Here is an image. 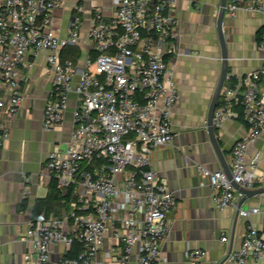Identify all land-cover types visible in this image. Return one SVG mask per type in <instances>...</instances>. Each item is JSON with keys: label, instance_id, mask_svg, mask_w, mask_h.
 <instances>
[{"label": "built area", "instance_id": "built-area-1", "mask_svg": "<svg viewBox=\"0 0 264 264\" xmlns=\"http://www.w3.org/2000/svg\"><path fill=\"white\" fill-rule=\"evenodd\" d=\"M221 2V0H219ZM67 0H0V147L10 138L7 126L26 97L23 72L40 52L47 53L52 74L42 127L61 126L76 95L73 129L64 151L53 150L46 169L63 196L71 194L69 208L30 221L20 241L27 245L28 264H50L55 245L65 252L59 264H94L109 240L107 256L115 264H158L165 260L162 242L170 232L169 214L177 207L168 183L152 169L156 149L176 136L172 114L179 100L169 59L180 52L178 0H112L105 8L74 6L67 35H60L56 13ZM222 8L219 4V10ZM226 11L264 14V0H227ZM90 15L83 30V14ZM68 46L81 51L76 61H62ZM259 48L264 52V33ZM214 113V126L241 116L247 135L232 149L233 181L248 189L264 186V172L256 171L258 157L248 154L249 144L264 136V67L247 73L240 89L224 88ZM241 107L239 114L235 105ZM207 177L216 207H232L249 218L262 216L264 205L244 208L238 191L224 170L198 165ZM29 180L28 177L25 178ZM66 200H64L65 202ZM223 232L221 240L228 241ZM80 250L68 257L73 244ZM207 251L188 248L186 257L198 263ZM230 264H264V231L248 225L240 246L227 258Z\"/></svg>", "mask_w": 264, "mask_h": 264}, {"label": "crops", "instance_id": "crops-1", "mask_svg": "<svg viewBox=\"0 0 264 264\" xmlns=\"http://www.w3.org/2000/svg\"><path fill=\"white\" fill-rule=\"evenodd\" d=\"M219 0H178L175 15L179 19L180 54L169 59L179 93L172 114L176 136L172 143L156 149L152 156V169L164 179L174 193L177 207L169 214L170 232L162 242L165 260L158 264H230L225 255L238 248L248 225L264 231L261 215L249 218L238 214L232 207L215 206L207 177L198 172V165L212 171L220 170L207 133V116L212 97L219 82L222 57L217 32ZM87 10L93 5L109 8L112 0H67L66 6L56 13L60 35H67V25L76 15L74 6ZM83 30H88L90 15H82ZM224 34L230 54L228 74L224 88L240 89L243 77L264 67V52L259 43L264 33V14L239 10L228 11L224 17ZM86 47L80 50L85 51ZM33 66L23 72L28 80L23 85L25 99L18 115L7 124L11 136L0 147V264H28L26 244L20 236L30 221L44 215L38 202L49 193L52 177L46 169L49 154L64 151L73 129V109L76 95L70 96L64 122L55 130L42 127L47 100L50 98L52 74L47 68V53L40 52ZM239 114L241 107L234 104ZM6 110L0 109V126H4ZM248 133L243 119L228 118L216 127L224 157L231 167L234 144ZM248 154L258 157L257 173L264 172V136L249 144ZM29 180L26 181L25 178ZM264 205V194L248 198L244 208ZM228 241L221 240L222 233ZM109 240L98 252L94 264H115L108 258ZM207 251L200 262L186 257V250ZM65 247L55 245L50 264H59ZM264 263V260H263ZM127 264H136L133 255Z\"/></svg>", "mask_w": 264, "mask_h": 264}, {"label": "water", "instance_id": "water-1", "mask_svg": "<svg viewBox=\"0 0 264 264\" xmlns=\"http://www.w3.org/2000/svg\"><path fill=\"white\" fill-rule=\"evenodd\" d=\"M226 2H227V0H221L222 8L220 9V12H219V15L217 18V32H218V38H219L220 47H221L222 69H221L219 82L217 84L215 93L212 97V101H211L209 111H208L207 133L209 136V140H210L214 155H215L216 159L218 160V162L220 163L221 169L224 170V172L227 174L228 178L232 180L234 187L238 191H240L244 194V196L240 200V206H242L246 199L264 194V186L259 187V188H255V189H248V188H244V187L240 186L238 183L233 181V177H232V173H231V167H230L228 161L226 160V158L224 157L223 151L221 150L219 140H218L217 135H216V127L214 126V122H213L214 113H215V110L217 108L218 102L220 100L221 92H222V89L224 87V84H225V81L227 78L228 67H229V58H230L227 40H226V36H225L224 30H223L224 17H225V13H226V9H225ZM231 251L232 250H230L225 255L224 260H227Z\"/></svg>", "mask_w": 264, "mask_h": 264}, {"label": "trees", "instance_id": "trees-1", "mask_svg": "<svg viewBox=\"0 0 264 264\" xmlns=\"http://www.w3.org/2000/svg\"><path fill=\"white\" fill-rule=\"evenodd\" d=\"M76 55L77 56H74L75 61L80 57L81 51ZM221 103H222V99L220 98L218 105H220ZM64 200L66 201L64 202ZM71 200H72L71 194H69L67 197L63 196L61 189L58 187L57 180L55 178H52L50 183L49 193L45 199L38 202V206L40 205V207L43 208L45 216H49L50 214H55L60 216L63 213V211L69 208V202ZM79 250H80V245L77 242H75L72 246L71 251L68 253V257L76 256Z\"/></svg>", "mask_w": 264, "mask_h": 264}, {"label": "rangeland", "instance_id": "rangeland-1", "mask_svg": "<svg viewBox=\"0 0 264 264\" xmlns=\"http://www.w3.org/2000/svg\"><path fill=\"white\" fill-rule=\"evenodd\" d=\"M80 51L78 46H68L62 54V61H75L74 56H77L76 54L80 53Z\"/></svg>", "mask_w": 264, "mask_h": 264}]
</instances>
